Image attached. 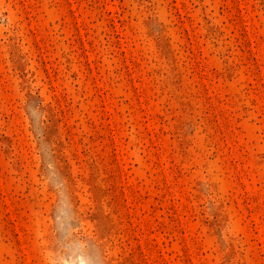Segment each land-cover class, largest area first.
<instances>
[{"label": "rangeland", "instance_id": "rangeland-1", "mask_svg": "<svg viewBox=\"0 0 264 264\" xmlns=\"http://www.w3.org/2000/svg\"><path fill=\"white\" fill-rule=\"evenodd\" d=\"M0 264H264V0H0Z\"/></svg>", "mask_w": 264, "mask_h": 264}]
</instances>
